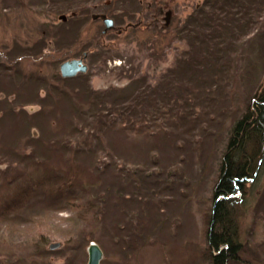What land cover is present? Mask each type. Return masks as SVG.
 <instances>
[{
	"label": "rangeland",
	"instance_id": "374dc122",
	"mask_svg": "<svg viewBox=\"0 0 264 264\" xmlns=\"http://www.w3.org/2000/svg\"><path fill=\"white\" fill-rule=\"evenodd\" d=\"M200 2L96 0L85 9L90 8L88 19L74 22L71 12L66 13V18L59 15L62 13L50 16L42 13L44 7L52 6L42 0H0V209L11 207V212L0 217V261L10 259V264H19V260L27 259L28 263L87 264L88 244L98 241L104 252L101 264H211L207 233L217 168L233 121L250 104L251 92L264 75V67L258 65L264 62L263 30L257 38L245 35L234 43L239 45L233 57L238 66L249 63L253 46L262 51L261 57L254 58V62L258 60L254 77L249 75V80L244 77L235 90L237 94L223 97L216 104L218 107H201L205 114H200V120L191 125L192 132L180 135L179 127L168 129L172 136L167 142L165 138L153 137L159 133H149L147 127L140 134L129 132L128 139L111 136L116 154L125 158L122 161L116 156V159L127 169L115 180L117 195L113 192V196L125 191L120 196L127 198L126 202L121 199L116 205H109L111 197L105 190L112 181L111 175H98L84 156L79 158L80 166L89 168L82 174V181H73L75 187H72L77 198L83 200L81 205L74 203L76 200L71 203L68 197H56L54 183L34 186L38 173L54 167L71 171L69 163L74 154L64 153L59 148L60 140L56 145L47 140V136L61 131L58 120L67 124L70 104L58 99L61 95L56 93L51 94L54 99L51 96L41 99L51 84L58 82L54 74H61L60 64L87 52L88 70L83 73L89 78L90 89L117 93L130 84V76L138 80L144 74L155 77L165 73L173 67L179 53L195 52L185 40L176 38L172 30L166 31L165 19L183 20ZM101 15L113 18L116 23V27L102 35L106 26ZM47 21L51 22L49 31ZM132 22L137 25L135 29L129 27ZM149 46L156 48L155 60L144 53ZM38 70L48 77L42 81L34 79ZM79 74L65 78L74 79ZM58 84L63 87V82ZM67 85L71 91H83L86 80H74ZM45 117L50 118L47 126L43 124L47 119L40 120ZM204 118L206 122L200 123ZM42 134L44 138L38 140ZM178 136L186 139L177 140ZM34 156L42 163L34 165ZM172 168L173 174L176 168L179 170L174 178L175 188H170L167 182L173 176L167 180L161 178L163 171L168 174ZM136 172L138 183L141 182L137 189L133 185ZM254 182V185L246 184L245 194H236L234 206H238L237 221L246 250L235 264H264V161ZM103 196L106 197L104 209L109 210L100 222L94 220L93 208L85 213L87 218L79 215L77 206H94ZM160 220L161 230L156 227ZM131 221L135 226L144 223L134 247L125 246L126 241L117 235ZM88 230L92 237L86 235ZM59 241L60 246L50 248L51 243ZM38 242L44 253L41 258L35 254ZM46 249L53 251L45 253Z\"/></svg>",
	"mask_w": 264,
	"mask_h": 264
},
{
	"label": "trees",
	"instance_id": "16d2710c",
	"mask_svg": "<svg viewBox=\"0 0 264 264\" xmlns=\"http://www.w3.org/2000/svg\"><path fill=\"white\" fill-rule=\"evenodd\" d=\"M93 1L96 0H42V3L53 6L44 7L42 13H47V16L62 13L59 15L66 18V13L71 12L74 15H72L74 22L76 20L83 21L88 19L90 8L85 9L87 6L90 7ZM263 17L264 0H202L185 19H178L177 22L173 19H165L164 28L166 31L171 32L172 30L176 38L185 40L189 49H195V52L188 50L186 54L185 52L179 53L173 67L155 77L144 74L136 80L130 76V84L118 93L109 89H90L86 73L79 74L74 79L65 78L61 74L55 73L54 79L63 82V87H60L58 82L51 84V88L46 86L49 87V92L41 99L44 100L46 96H51V99H54L51 94L55 93L61 95V98L58 99L63 98L70 104L71 115H67L66 125H64V120L63 122L58 120V124L62 127L61 131H57L55 135L47 136V140L53 141V145L58 144L60 140L61 147L59 148L64 153H73L74 156L71 157L72 162L69 161L70 158L67 159L70 162L71 171L54 167L53 170L38 173L39 176L34 177V186H49L54 183L56 197H68L71 203L76 200L74 203L82 204L83 200L77 198L78 194L72 187H75L73 181H82L84 177L82 174L89 168V166L86 168L80 166L79 158L84 156L89 158L88 164L95 172H98V175L108 174V177L111 175L112 181L107 183L106 187H108L105 190L109 191L110 196H108L111 197L109 205H116L121 199L126 202L127 198L120 196L125 191L120 193V197L113 196V192L117 195L115 180L121 178L124 175L123 170L127 169H123L122 163L120 164L116 159L117 156L119 160H125L123 156L120 157L116 154L111 136L116 135L121 140L128 139L129 132L140 134L141 130L146 131L147 127L149 133L152 131V134L159 133L153 137L157 136L156 139L165 138L167 142L172 136L168 129L179 127L180 135L192 132L191 125L200 120L202 117L200 114H205L201 111V107L204 105L215 107L223 97L232 98L237 94L235 90L244 77L247 76L248 80L250 79L249 75L254 77L258 62V60L254 62V58L255 56L261 57L262 51L253 46L250 56H248L249 63L238 66L235 65L233 57L236 55L239 45L234 43L245 35L252 34L257 38L258 33L261 30L264 31ZM50 23L47 21V30L51 29ZM136 26L133 22L129 25L134 29ZM102 34H106V32H101ZM262 36H264V32ZM246 40L244 39V41ZM262 40L261 38V44ZM155 49H151L149 46L144 53L155 60L157 54ZM258 65L263 68L264 62ZM46 76L48 77L47 74L38 70L34 74V79L42 81ZM79 79L86 80L85 90L75 91L73 89L71 91L67 88L68 82ZM263 84L264 75L260 80L258 79L251 92L250 104H247L245 110L233 121L219 161L213 191L214 202L208 218L207 249L211 264L239 263L242 259L241 252L246 250L239 232L238 212L236 211L238 206L234 205L237 200L236 194H245L247 183L255 184V177L259 174L264 161ZM194 108L197 111L194 112ZM213 117L210 120H213ZM46 119L47 122H43V124L47 126L50 122L49 117L40 120ZM201 120L200 123L206 122L205 118ZM188 127L189 130H186ZM43 138L44 134L37 137L38 140ZM142 138L147 139L146 137ZM178 139L183 141L186 136H178ZM72 141L73 144H69ZM259 150V155L256 158V152ZM35 158L34 156V165L42 163ZM173 171L172 168L169 169L168 174L163 171V175H161V178H166V180L173 176L170 178L171 180H167L170 188H175L177 182L175 183L174 178L179 170L176 168L174 174ZM128 174L129 172L126 175ZM135 175V180H132H134V188L137 189L141 182L138 183V172ZM118 190L121 192L120 187ZM235 197L236 199H234ZM100 199L94 206H77V212L87 218L85 213L88 209L93 208L95 209L94 220L97 219L100 222L109 210L108 207L104 209L106 197L103 196ZM99 202L102 203L101 206H97ZM4 207L0 209V217H5L3 215L11 212L10 206ZM133 223L134 221H131L123 227H119L117 235L123 237V242L126 241L125 246H133L136 236L142 232L144 223H138L137 226ZM162 226L163 223L160 220L156 227L161 230ZM96 227L108 230L99 225ZM111 228V232L114 233L113 226ZM94 229L96 228L91 230ZM85 233L90 237L93 235L90 230ZM130 239H133V242H130ZM36 244H38L35 248L36 256L44 257L41 243ZM51 249H46L44 252L52 253ZM10 261V259L6 262L2 260L0 264H8V262L10 264ZM19 262V264H41L37 261L28 263L27 259L19 260Z\"/></svg>",
	"mask_w": 264,
	"mask_h": 264
},
{
	"label": "water",
	"instance_id": "95a60500",
	"mask_svg": "<svg viewBox=\"0 0 264 264\" xmlns=\"http://www.w3.org/2000/svg\"><path fill=\"white\" fill-rule=\"evenodd\" d=\"M65 18V16H62ZM106 28L104 32L114 26V20L111 17L101 15ZM87 59V52H84L81 57L70 58L63 61L60 64V73L63 77H72L76 76L79 73L87 72L88 65L85 60ZM62 242H53L50 244V248H57L61 245ZM88 250V261L87 264H101V260L104 257V252L101 246L96 241H91L87 247Z\"/></svg>",
	"mask_w": 264,
	"mask_h": 264
},
{
	"label": "flooded vegetation",
	"instance_id": "af4514ba",
	"mask_svg": "<svg viewBox=\"0 0 264 264\" xmlns=\"http://www.w3.org/2000/svg\"><path fill=\"white\" fill-rule=\"evenodd\" d=\"M107 15V14H106ZM131 24V23H130ZM105 25V24H104ZM134 25H135V23H134ZM114 26L116 27V23H114Z\"/></svg>",
	"mask_w": 264,
	"mask_h": 264
}]
</instances>
